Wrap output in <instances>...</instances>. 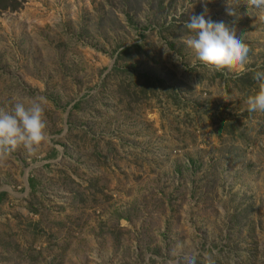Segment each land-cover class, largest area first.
<instances>
[{
    "label": "rangeland",
    "instance_id": "rangeland-1",
    "mask_svg": "<svg viewBox=\"0 0 264 264\" xmlns=\"http://www.w3.org/2000/svg\"><path fill=\"white\" fill-rule=\"evenodd\" d=\"M205 12L238 32L244 64L206 66L186 45V21ZM258 71L264 12L251 0H22L0 12V110L43 98L49 137L0 153V264H264V113L246 110L256 80L247 97L232 83ZM133 72L180 99L128 95ZM229 120L234 134L220 128Z\"/></svg>",
    "mask_w": 264,
    "mask_h": 264
},
{
    "label": "clouds",
    "instance_id": "clouds-1",
    "mask_svg": "<svg viewBox=\"0 0 264 264\" xmlns=\"http://www.w3.org/2000/svg\"><path fill=\"white\" fill-rule=\"evenodd\" d=\"M251 6L264 12V0H251ZM228 14L235 15V10L230 7ZM185 28L190 33L186 45L206 66L220 69L246 62L249 47L238 32L224 21L206 18V12L191 14ZM253 78L258 82V87L247 97L246 110L264 113V71L256 72ZM44 103L43 98L26 99L17 94L11 112L0 110V153H7L19 145L34 152L36 147L49 139L44 120ZM185 262L196 264V254L186 255Z\"/></svg>",
    "mask_w": 264,
    "mask_h": 264
},
{
    "label": "trees",
    "instance_id": "trees-1",
    "mask_svg": "<svg viewBox=\"0 0 264 264\" xmlns=\"http://www.w3.org/2000/svg\"><path fill=\"white\" fill-rule=\"evenodd\" d=\"M21 6L22 0H0V12L16 11L21 8ZM131 48L139 49L140 45L136 44L133 47L125 48L123 50V53L129 52ZM251 74L252 72L243 73L240 77H236L232 80V83L235 85L236 88L245 92V97H247L246 91H249V89L253 85V82L255 81ZM131 78L132 79L130 80L124 78L122 81H120L121 84H128V86H125V89H129L130 87V89L132 90L131 92H128V95L134 93V95L138 94L137 98H147L152 95H155L156 91L158 90H166L172 92L174 98L180 99L178 94L174 93V86L172 84L167 83V81L163 78L142 72H133ZM220 128L228 134H234L237 129L234 125V122L230 120L226 121ZM30 185H32V180L30 181Z\"/></svg>",
    "mask_w": 264,
    "mask_h": 264
}]
</instances>
